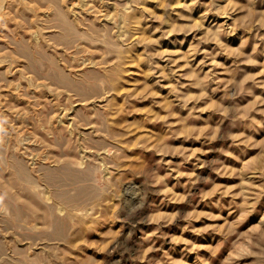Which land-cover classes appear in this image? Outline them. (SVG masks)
Returning a JSON list of instances; mask_svg holds the SVG:
<instances>
[{
	"label": "rangeland",
	"instance_id": "1",
	"mask_svg": "<svg viewBox=\"0 0 264 264\" xmlns=\"http://www.w3.org/2000/svg\"><path fill=\"white\" fill-rule=\"evenodd\" d=\"M0 264H264V0H0Z\"/></svg>",
	"mask_w": 264,
	"mask_h": 264
}]
</instances>
